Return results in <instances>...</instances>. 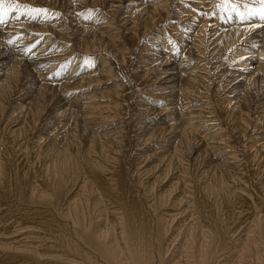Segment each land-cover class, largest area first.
<instances>
[{"label":"bare ground","instance_id":"obj_1","mask_svg":"<svg viewBox=\"0 0 264 264\" xmlns=\"http://www.w3.org/2000/svg\"><path fill=\"white\" fill-rule=\"evenodd\" d=\"M95 1L104 4L106 0ZM154 13L148 12L141 21L142 36L151 29ZM128 23L130 36H134L139 25L133 19ZM255 23L248 31L242 28L221 34L233 43L235 34L260 32L250 35L249 44L243 47L248 53L260 47L253 55L255 60L249 62L252 65L248 75L239 73L230 80L237 87L243 85L236 100L242 110H239L238 120L233 122L235 125L230 126L231 137L238 143L250 131L247 121L252 102L250 87L256 78H264V62L259 59L264 56V38L260 39L264 36V21L255 20ZM5 28H0L1 40L12 30ZM85 32L86 29L82 32L85 46L93 51L106 49L119 56L121 64L129 65L128 55L119 54L116 49L119 38L116 32L110 33V42L100 33L88 35ZM2 41L0 58L6 59V64L10 63L0 73V113L24 72L22 80L28 85L24 94L32 95L35 78L27 72L31 67L36 73L42 63L30 57L25 58L28 62L22 61L24 56L19 54L17 45L10 48ZM149 53L154 54L150 49ZM132 57L130 55V60ZM157 61H164V57ZM107 63L102 60L97 74L93 72L94 76L88 70L89 73L84 72L75 79L77 74L74 76L75 72L70 71L58 82L56 94L44 85L40 86L33 97L18 108L23 125L10 131L9 135L13 137L10 143L5 139L1 141L0 135V236L12 233L17 236L24 231L33 233L27 240L30 245L26 246L0 241V248H9L11 244L15 247L11 253L0 252V264H264V182L256 180L264 173V161L260 162L264 157L255 167L250 165L254 164L257 147L252 156L248 155L249 151H240V155L247 157L239 162L244 170L230 164L226 167L228 158H222V162L218 158L208 170L202 171L204 157L200 160V156L205 153L211 154V158L217 157L218 146L227 140L215 142L213 138L209 139L205 149L192 158L198 151L197 142L207 137L195 134L204 119L196 120L201 122L192 127L195 119L184 121L181 112L179 120L172 119L169 127L156 124L150 127L149 124H158L159 120L147 118L140 123L125 122L114 113L109 115L111 123L93 128L69 104L60 114L67 112V121L61 119L59 122L62 117L59 115L57 122L51 121L49 115L43 118L51 95L59 99L58 103H67L65 97L69 91L94 78L115 81L113 90L126 107L125 97L129 104L135 92L130 91L132 83L129 80L118 82ZM183 63L176 62L174 68L161 72L171 84L178 86L176 91L170 92L177 107L188 100L185 98L190 93L189 86L198 78L196 69L187 71ZM137 65V69L140 68L141 62ZM136 76L138 79L139 75ZM263 103L258 104H261L258 117L264 114ZM148 105L141 102L139 110L143 114L151 115L152 112L154 116L162 113L153 112ZM141 112L131 111V114L140 115ZM46 119L48 121L43 122ZM41 123V131L45 134L48 131V136L40 131L41 135L34 139L27 135L16 137L18 132L35 131ZM158 137L165 139L156 145L163 150L159 174L150 175L137 167L138 159L144 160V157L135 153L133 147L141 138L146 141ZM153 150L157 152V149ZM236 152L230 155L231 158H237ZM260 166L263 169L259 171ZM168 176L173 177L170 185L157 188ZM177 186L180 195L173 197ZM179 217L183 219L176 223ZM21 225L24 227L20 228ZM4 239L0 237V240Z\"/></svg>","mask_w":264,"mask_h":264},{"label":"rangeland","instance_id":"obj_2","mask_svg":"<svg viewBox=\"0 0 264 264\" xmlns=\"http://www.w3.org/2000/svg\"><path fill=\"white\" fill-rule=\"evenodd\" d=\"M10 5L12 7L27 5L28 7L17 8L5 16V22L0 23V28L8 26L12 30L2 40L10 48L17 45L19 54L24 56L22 61L28 62L25 58L30 57L38 59L42 63L36 73V69L31 67L29 70L27 69V73L34 74L35 78L32 95L24 94L28 86L22 80L23 75L26 74L24 72L18 88L16 87L12 96L7 100L3 112L0 113L1 141L5 139V142L10 143V139L13 138L9 135L10 131L23 125L22 114L18 108L25 105L40 86L44 85L48 91L56 94L59 87L58 82L70 71L75 72L74 76L77 74L75 79L79 77L78 75L84 74V72L89 73V71L94 76L97 74V69L101 67V61L105 60V62H109L107 66L113 69L111 74L118 78V82L126 83L129 80L132 83L133 87L128 88H131V92H135L132 93L133 98L129 104L125 97L126 107L113 90L115 81L94 78L69 91L66 94L68 96L65 97V100H68L67 103H58L59 99H56L54 95H48L52 99L44 110L43 118L49 115L51 121L57 122V118L62 116L58 121H67L68 113L60 114L69 104L78 111V114L83 115L93 128L111 123L109 115L114 113L119 114L120 116L117 118L124 119L125 122L132 120L134 123H140L151 118L159 120V123L152 122L149 124L150 127L154 124L169 127V123L173 122L172 119L179 120V113L183 112L184 121L195 119L194 123L191 120L192 127L201 122L196 120L204 119V123L195 131V134L199 137L205 135L207 137L202 138L199 142L195 141L198 151L192 158L200 150L205 149L209 139L213 138L215 142L227 139L218 146L220 149L217 157L211 158V154L206 155L205 153L200 156V160L204 157L202 171L208 170L210 164L216 163L218 158L221 159L220 162L228 158L226 167L234 165L243 169L245 167L240 166L239 162L240 160L244 161L247 157L240 155V151H249L248 155L252 156L256 147L258 152L254 158V164L250 163V165L255 167L256 163L264 157V114L258 117L261 105L258 106V104L264 102V78H256L250 87L252 102L248 107L249 115L247 117L250 124L248 131H251L248 132L249 135L247 134L245 139L238 143L231 137L230 128L231 124L235 125L233 122L238 120L242 110V106L236 100L240 97L238 90L243 87V85L237 87L236 83H230V80L239 73L248 75L247 72L252 65L249 62L254 59L253 55L258 52L260 47L249 53L246 51L248 49H243V47L249 44V37L253 36L254 32H260L256 30L242 33L240 36L233 34V40L235 38L233 43H230L226 37H221L225 31H237L242 28L248 31L250 27L252 28L251 25L255 23V20L256 22L264 21L260 18L264 14V4L261 3V0H229L224 4L221 3V0H106L104 4H97L95 0H5L4 8L6 10ZM33 9L45 11L35 12L32 11ZM152 11L156 13L153 18L155 20L152 21L151 29L147 34L142 36L144 28L140 23L146 14ZM18 13L24 14L17 18ZM241 16L247 18L242 20ZM255 17L258 19L254 20ZM132 19L139 25L134 36H130L128 28L130 25L128 22ZM261 24L263 25V22ZM84 29L88 35L100 33L99 35L104 36V40L107 42H110V33L116 32L119 36L116 39V49L119 50V54L128 55L129 65L126 67L125 64H121L119 56L109 53L106 49H94V51L96 50L94 52L91 47L85 46L82 39ZM262 37L264 38L261 36L260 39H263ZM2 40L0 39V41ZM80 44H83V47ZM149 49L155 55H150ZM130 55H133L131 60ZM149 57L155 59H149ZM160 57H164V61H157V58ZM259 59L264 62V56H260ZM5 60L0 58V73L10 63L6 64L5 62L8 61ZM182 61H184L183 68L187 71L196 69L195 73L198 78L196 83L189 86L190 93L185 98L188 100L177 107V104L173 103L175 98L171 97L170 92L176 91L178 86L171 84L170 80H167L161 72L174 68L176 62ZM138 62H141V67L137 69ZM196 67L199 68V71ZM23 70L25 71V69ZM93 72L95 73L93 74ZM137 74L139 75L138 79ZM255 99H257L256 102H254ZM178 100L181 102V99ZM144 101L149 103L148 106L152 108L153 112L162 113L157 116L152 115V112L151 115L149 113H144V115L139 110L141 102ZM131 111H140L141 113L132 115ZM47 121V119L43 120V122ZM141 125L144 124L141 123ZM42 126L43 123L33 132L28 129V131L18 132L15 135L18 138L27 135L34 139L41 135ZM41 132L44 136L48 133V131L46 134ZM224 134L225 137H221ZM158 141H165V139L158 137L143 141L141 138L133 147L135 153L144 157V160L138 159L137 167L141 171L146 170L150 175L159 174L157 171L160 169L159 160L163 150L157 148V143H160ZM239 144L244 146L238 147ZM153 149H157L158 154ZM235 151H238L236 152L237 158H231L230 155ZM263 161L264 158L260 162ZM258 168L260 171L263 166ZM207 175L208 173L205 178ZM172 178L168 176L165 181H162L164 183L158 184L157 188L159 185L161 188L163 186L167 188ZM256 180L258 183L264 182V173L262 172ZM178 186L175 191L177 195L174 194L173 197L180 195ZM182 219L183 217H179L176 223ZM23 227L20 226V228ZM13 234H2L0 237L5 239L0 241L16 242L19 247L26 246L29 244L27 240L33 235L31 231L21 232L17 236H13ZM14 250L15 247L12 244L9 248H0L2 253H11Z\"/></svg>","mask_w":264,"mask_h":264},{"label":"snow or ice","instance_id":"obj_3","mask_svg":"<svg viewBox=\"0 0 264 264\" xmlns=\"http://www.w3.org/2000/svg\"><path fill=\"white\" fill-rule=\"evenodd\" d=\"M228 2H229V0H221L222 4L228 3ZM261 3L264 4V0H261ZM4 4H5V0H0V23H4L5 22V16L10 14V12L15 11L17 8H20V7H24V8L28 7L27 5H23V6L15 5V7H12V5H10L9 9L6 10L4 8ZM32 11L42 12V11H45V10H43V9H33ZM23 14L24 13H18L17 18H19V15H23ZM240 18L243 20V19H246L247 17L241 16ZM260 18L264 19V14H262ZM10 43H11V41H10Z\"/></svg>","mask_w":264,"mask_h":264}]
</instances>
